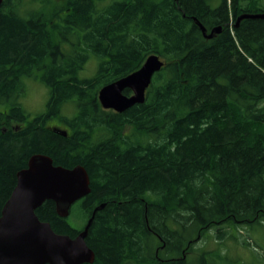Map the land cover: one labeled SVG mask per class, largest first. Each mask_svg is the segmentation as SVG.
Wrapping results in <instances>:
<instances>
[{
  "label": "trees",
  "instance_id": "trees-1",
  "mask_svg": "<svg viewBox=\"0 0 264 264\" xmlns=\"http://www.w3.org/2000/svg\"><path fill=\"white\" fill-rule=\"evenodd\" d=\"M258 2L3 0L0 215L16 174L43 154L84 167L91 191L66 218L45 201L35 211L41 222L74 238L103 205L85 239L91 264H218L212 252L188 258L209 230L222 242L238 227L263 229L264 19L235 27L242 14L264 11L251 10ZM194 20L222 30L205 39ZM152 54L164 65L144 102L102 109L99 90ZM90 56L96 72L80 78ZM23 79L48 89L44 112L23 109Z\"/></svg>",
  "mask_w": 264,
  "mask_h": 264
},
{
  "label": "water",
  "instance_id": "water-1",
  "mask_svg": "<svg viewBox=\"0 0 264 264\" xmlns=\"http://www.w3.org/2000/svg\"><path fill=\"white\" fill-rule=\"evenodd\" d=\"M3 0H0V5ZM243 19H264V11L257 14H242ZM205 39H211L222 30L220 26L210 32L197 21ZM160 58L152 54L135 72L114 81L98 92L102 109L122 113L134 105L142 104L145 92L153 76L163 67ZM129 90L130 95L123 91ZM52 131L66 137V131ZM90 180L84 167L71 169L53 165L50 157L43 154L31 156L26 168L16 174V185L3 205L0 215V264H91L94 253L85 239L95 212L79 234L70 238L53 232L50 225L41 222L35 211L45 202L52 201L58 216L66 218L69 209L90 193Z\"/></svg>",
  "mask_w": 264,
  "mask_h": 264
},
{
  "label": "rangeland",
  "instance_id": "rangeland-1",
  "mask_svg": "<svg viewBox=\"0 0 264 264\" xmlns=\"http://www.w3.org/2000/svg\"><path fill=\"white\" fill-rule=\"evenodd\" d=\"M62 1V0H58ZM251 6V10H264V0ZM98 60L94 56H90L84 70L79 73L80 78H89L96 72ZM25 91L19 99L23 109L30 115L34 116L45 111L46 103L49 98L48 89L33 79H23ZM3 110V107L0 108ZM62 112L72 117L76 110L72 105H65ZM49 126L62 127L51 121ZM264 229V226H263ZM250 229L249 227H238L237 230L231 232L229 228H223L227 234V238L222 242L216 240V230L208 231L206 237L196 242L188 258L194 261L202 252L221 255L222 259L217 261L218 264H264V230ZM234 238H232V236ZM192 264V263H191Z\"/></svg>",
  "mask_w": 264,
  "mask_h": 264
}]
</instances>
